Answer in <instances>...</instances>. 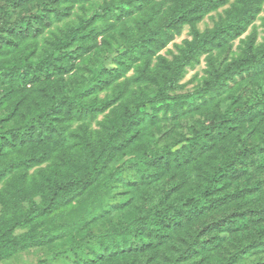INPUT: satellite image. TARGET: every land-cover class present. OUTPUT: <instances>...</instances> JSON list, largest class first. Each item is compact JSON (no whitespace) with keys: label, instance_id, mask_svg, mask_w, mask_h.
<instances>
[{"label":"trees","instance_id":"16d2710c","mask_svg":"<svg viewBox=\"0 0 264 264\" xmlns=\"http://www.w3.org/2000/svg\"><path fill=\"white\" fill-rule=\"evenodd\" d=\"M230 2L0 0V262L81 232L75 264H264V93L184 133L159 117L192 105L173 93L204 56L212 100L264 69L256 32L227 58L264 0L198 29Z\"/></svg>","mask_w":264,"mask_h":264},{"label":"rangeland","instance_id":"374dc122","mask_svg":"<svg viewBox=\"0 0 264 264\" xmlns=\"http://www.w3.org/2000/svg\"><path fill=\"white\" fill-rule=\"evenodd\" d=\"M234 2L235 0H231L227 6L207 15L198 24V29L201 32L212 29L216 22H218L220 15L224 16L225 10L230 8L231 4ZM74 19H76V17ZM97 26L98 31H102L104 28H107V25L102 22L98 23ZM253 32L258 34V44H263L264 7L263 11L256 20L255 27L250 28L249 31L241 37V39H237L235 42H233V45L227 55L228 60L237 57L241 53V50L244 47V44L241 42V40L246 39L247 36ZM101 38L102 37L99 38V41H101ZM191 38L190 27L185 26L180 33L174 36L173 41H171L168 46L159 54L166 55L168 59H172L173 54H177V46L182 45L186 40H191ZM107 63L109 68H112L115 65L112 61H108ZM208 70V62L205 59V56L199 63L186 69L185 75L179 83L181 87L173 94L181 96L183 101H191L192 105L185 106L184 111L180 113L178 117H174V115L170 113L167 116L169 120L164 119V113L160 112L159 117L162 118L161 123L163 126H167L176 122L180 124L176 130H180L184 133L186 131V127H192L195 123L204 121L207 111L210 108H215L219 112H223L228 104L233 102V99L235 98L238 100V102L236 101V104H252L259 97H261L262 93H264V69L262 71L255 72L257 70L256 69L243 73V75H234V77L230 79L225 92L219 97L214 98L215 100H212L211 97L205 98L201 96L200 92H202L203 86L206 84V82L210 80ZM132 74L133 73L131 71L128 73V76H131ZM108 112L109 111H107L106 114ZM103 118L104 117L101 115L98 119V122L94 124V129L99 128L98 123L103 121ZM35 170L36 169L31 170V173H33ZM1 210L2 207L0 206V214ZM92 228L94 232H97L99 225L97 226L94 224ZM26 231V229L17 230L16 234L19 235L25 233ZM79 233L75 232L73 235H77L78 238ZM73 235L68 234L63 236L60 240L54 241L53 243L22 251L8 260L1 261L0 264H75L74 260L67 259V256L64 254L65 251L71 250V242L69 240L73 237ZM90 239L91 236H89V240Z\"/></svg>","mask_w":264,"mask_h":264}]
</instances>
